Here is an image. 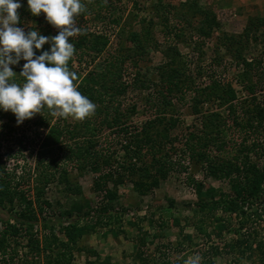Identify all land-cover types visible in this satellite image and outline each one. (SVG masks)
Returning <instances> with one entry per match:
<instances>
[{
    "label": "trees",
    "instance_id": "1",
    "mask_svg": "<svg viewBox=\"0 0 264 264\" xmlns=\"http://www.w3.org/2000/svg\"><path fill=\"white\" fill-rule=\"evenodd\" d=\"M81 2L84 4L83 0ZM94 2L96 8L91 15L95 21L104 22L105 11L110 7L104 5V0ZM196 5L195 2L180 4L189 10H195ZM88 7L93 8L91 4ZM17 11L20 17L19 24L26 31L35 28L42 35H56L57 31L50 30V25L45 21L43 14L38 16L30 14L24 0H21V7ZM185 15L192 18L198 16L199 22L195 29L198 33L197 38L212 36L217 25L214 13L197 9L193 13L186 12ZM106 20H109L108 24L115 26L113 24L118 23L119 17L111 15ZM28 21L31 25H27L26 28L24 24ZM81 30V33L70 38L74 45V54L68 61V68L77 74L74 83L78 91L98 106V113L90 124L84 123L78 130L62 129L59 121L49 126L46 118L41 115L42 112L49 115L46 107L39 114H35L37 125L49 131L42 140L44 149L38 152L39 164L36 167L37 174L33 187L29 186V177L16 175L14 171L4 168L0 162V211L8 215V219H0V260L11 264H71L77 242L86 232H95L97 228L109 226L114 220L119 221L121 214L125 213L121 207L117 211L112 205L118 197V187L129 183L139 196L152 193L159 187L160 181L165 180L170 172L176 170L174 169L176 166H179V170H186L176 163L175 157L179 154L189 161L202 163L206 175L226 180L230 185L231 193L219 192L217 196L211 188L202 192L200 185L195 187L197 197L195 206L212 217L216 236H220L222 230L226 231L231 226L226 217L215 216L218 210L241 220V228L245 227L244 222L254 223V220L259 219L264 214V166L254 162L251 156L264 155V103L259 101L254 93L257 87L264 88V48L262 60L246 61L241 55L237 57L246 70L257 71L259 76H262L248 85V95L242 102L247 105L243 107L241 103L236 102V91L230 83L213 80L202 87L194 86L193 79L186 74L185 68H182L178 48L169 45L163 51L166 61L158 67V81L147 100V106L152 114L139 127H133L130 126L129 120L135 106L128 109L130 110L128 112L119 102L130 85L138 80L137 73L130 74L131 81L125 79L129 62L135 66L133 59L122 54L120 49H110L108 38L104 34L93 33L84 28ZM179 32L182 33L181 30ZM147 33L149 31L145 30L144 35ZM144 35L131 37V40L136 39L134 41L136 47H143L144 42L150 44ZM256 36H261L264 40V17L249 18L239 39L250 41L254 37L256 40ZM221 43L236 45L238 49L242 45H247V42H235L232 37L229 39L219 37L218 45ZM47 48L48 45L45 44L41 51ZM85 59L90 60L88 64ZM95 60H100L101 68L91 69L90 65L95 63ZM23 63L24 61H20L18 65L12 66L14 73L19 74ZM79 74L82 76L79 77ZM16 80L22 82L19 76ZM140 84L146 88L143 81H140ZM187 93L193 94L192 107L198 108L209 103H214L219 108L226 107L228 118L233 120L234 117H238L235 122L233 121L234 127H238L242 134L247 133L248 137L241 139L234 148L228 147L227 142L223 140L227 134L228 124L222 119L220 112H209L202 117L199 133L194 129L188 131L182 140H178L177 137L171 138L170 131L179 123L173 114L174 100L181 101ZM114 125L117 127L112 133L123 142V145H120L123 158L120 159H116L119 151L98 146L97 136L86 137L84 133L89 131L94 135L102 128ZM70 165L74 169L89 170L93 174L91 189L96 204L83 211L80 204L72 203L65 214L70 218L76 214L77 219L64 224L61 222V228L56 229L44 216L46 211L52 208L49 202L42 200L43 189L38 185L47 184L53 177L70 184L66 171ZM252 206L256 207L255 211H251ZM205 214L194 216V226L201 236L208 239L204 228ZM37 225L43 230L41 235L36 229ZM163 225L161 222L159 227L162 228ZM135 226L138 232L135 249L138 258L146 264L147 260L141 248L147 231L137 223ZM119 232L114 231L112 234L117 236ZM59 233L63 239L58 237ZM255 234L254 228H245V232L241 233L239 238L224 244L223 249L219 250L213 246L205 251L200 249L201 263L213 264L211 259L216 255L231 253L233 258L236 257L238 260L258 255L260 262L264 264V244L255 243ZM21 240L25 241L22 249L25 251L26 259L19 255ZM162 246L168 251L181 248L180 243L175 248H171L170 244ZM53 249L58 251L53 252ZM16 258L21 259L17 261Z\"/></svg>",
    "mask_w": 264,
    "mask_h": 264
},
{
    "label": "rangeland",
    "instance_id": "2",
    "mask_svg": "<svg viewBox=\"0 0 264 264\" xmlns=\"http://www.w3.org/2000/svg\"><path fill=\"white\" fill-rule=\"evenodd\" d=\"M83 1L84 11L77 16V25L93 33L104 34L108 38L110 49H120L122 54L131 56L135 63V66H132L129 62L125 79L131 81L130 74L137 73L138 80L133 82L126 94L119 99L126 111L133 105L135 106L134 113L129 114L130 126L139 127L152 114L147 106V100L154 91V85L157 84L158 67L166 61L163 51L169 45L178 48L182 68H185L186 74L193 79L194 86L202 87L213 80L225 84L230 83L236 91V102L241 103L243 107L247 105L242 102L248 95V85L254 83L258 77H262L257 71L246 70L237 58L238 55L246 61L263 58L264 40L261 36H256V40L253 37L250 41L239 39L249 18L264 16V2L262 1L259 3V0H224L228 3L222 5L220 1L219 3L214 2L215 0H104V5L110 7L108 11H105L104 22L95 21L91 15L96 8L93 4L95 0ZM186 2H195L197 7L195 6V10H189L180 6L181 3ZM90 4L93 7L91 9L88 7ZM197 9L212 12L216 16L217 25L209 38H197L198 33L195 29L199 22L198 16L194 18L190 16V18L189 15L187 17L185 15L186 12L193 13ZM111 15L119 17L118 23L113 24L115 26L108 24L109 20H106ZM24 25L27 28V25L31 23L28 21ZM49 28L52 32L57 31L51 25ZM145 30L149 31L147 35H144ZM180 30L182 33L179 32ZM138 35H144L146 39H149L150 44L144 42L143 47H136L134 44L136 39L131 40V37ZM219 37L228 39L232 37L235 42H247V45H242L239 49L238 46H230L227 43H225L226 46L222 43L218 45ZM85 61L88 64L90 60L85 59ZM95 61L91 63V69L101 68L100 60ZM82 66L84 67V64ZM78 76L81 77L82 74ZM140 81H143L146 88L140 86ZM254 93L258 100L264 103V88L257 87ZM192 96V93H187L181 101L174 100L175 112L173 114L176 115L179 123L170 131L171 138L177 137L178 140H182L188 131H194V129L199 133L202 117L209 112H220L222 119L228 124L227 134L223 139L228 147L234 148L241 139L248 137L247 133L242 134L238 127H234L233 121L235 122L238 117H234L233 120L228 118L226 107L219 108L214 103L200 105L198 108L192 107ZM97 113L98 106L94 113L84 120L50 116V113L47 115L45 112L41 115L46 118L49 126L59 121L62 129L78 130L83 127L84 123L90 124ZM115 127L117 126L102 128L94 135L89 131H84V133L86 137L97 136L98 146L119 151L116 159H120L123 158L120 148L123 142L112 133ZM48 131L49 129L37 125L36 115L17 125L13 114L0 111V162L4 168L14 171L16 175L29 177L30 187L35 185L36 167L39 164L37 163L38 152L44 149L42 140ZM251 157L254 162L264 166V155H252ZM175 159L176 163L185 167L186 170H179V166H176L174 168L176 170L170 172L165 180L160 181L159 187L146 196H139L129 183L118 187V197L112 205L117 211L121 207L125 213L121 214L119 221L114 220L109 226L97 228L95 232H86L77 242L71 264H105L106 262L107 264H143L135 249L138 243L136 223L147 231L141 248L147 260L146 264H186L190 257L199 256L200 249L205 251L210 246L217 247L219 250L223 249L224 244L239 238L241 233L245 232V228H254L255 243L264 244V214L254 220L255 224L244 222L245 227L241 228V220L239 221L234 216H227L218 210L215 216L226 217L231 226L226 231L222 230L220 236H216L213 228L215 222L212 221V217L195 206L197 200L195 187L200 185L202 192L211 188L217 196L219 192L231 193L229 183L226 180L206 175L205 166L198 161H189L182 154ZM66 171L70 184L53 177L47 184L38 185L43 189L42 200L49 202L52 208L46 211L44 216L53 223L56 229L61 228V222L64 224L69 220L77 219L76 214H73L71 218L65 214L72 203L80 204L83 211L96 204V198L91 189L93 174L89 170L74 169L72 165L67 166ZM75 190L79 192H74ZM255 210L256 207L252 206L251 211ZM203 214L206 215L204 228L208 239L201 236L194 226V216ZM0 219H8L7 213L0 211ZM161 222L164 223L162 228L159 227ZM36 229L40 235L43 233L40 225H37ZM114 231L120 232L114 236L112 234ZM58 237L63 239L60 233ZM179 243L181 248L175 251H168L162 246L170 244L171 248H175ZM19 246V255L26 259L25 251L22 249L25 241L21 240ZM56 251L58 249H53V252ZM20 259L16 258L17 261ZM236 259L238 260L236 257L233 258L231 253H221L213 257L211 263L262 264L258 255L239 258L238 261H235ZM0 264L11 263L0 260ZM199 264L207 263H201L199 260Z\"/></svg>",
    "mask_w": 264,
    "mask_h": 264
},
{
    "label": "clouds",
    "instance_id": "3",
    "mask_svg": "<svg viewBox=\"0 0 264 264\" xmlns=\"http://www.w3.org/2000/svg\"><path fill=\"white\" fill-rule=\"evenodd\" d=\"M32 16L43 14L57 29L46 36L20 26L21 0H0V111L14 115L17 125L45 107L52 116L84 120L96 105L78 91L77 74L68 61L74 54L70 38L81 33L76 18L84 11L81 0H24ZM47 44L48 48L42 50ZM37 52L39 54H37ZM24 61L17 75L12 66ZM22 78L17 82L16 77ZM198 255L186 264H199Z\"/></svg>",
    "mask_w": 264,
    "mask_h": 264
},
{
    "label": "crops",
    "instance_id": "4",
    "mask_svg": "<svg viewBox=\"0 0 264 264\" xmlns=\"http://www.w3.org/2000/svg\"><path fill=\"white\" fill-rule=\"evenodd\" d=\"M219 1H220V3L222 4V5H225L226 3H228L227 1L226 2H224V0H215L214 2H216V3H219ZM241 1V0H240ZM264 2V0H259V3L260 2ZM237 2H239V1H237ZM235 3V2H234ZM236 4V3H235ZM237 5V4H236ZM238 7H240V6H238ZM264 14V13H263ZM260 17H264V16H260Z\"/></svg>",
    "mask_w": 264,
    "mask_h": 264
}]
</instances>
